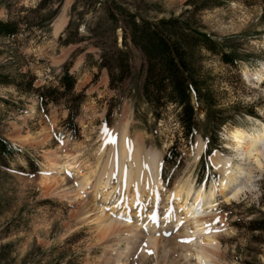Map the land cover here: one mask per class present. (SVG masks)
I'll use <instances>...</instances> for the list:
<instances>
[{
  "label": "rangeland",
  "instance_id": "rangeland-1",
  "mask_svg": "<svg viewBox=\"0 0 264 264\" xmlns=\"http://www.w3.org/2000/svg\"><path fill=\"white\" fill-rule=\"evenodd\" d=\"M38 1L0 0V17L19 19L21 25L13 35H0V80L8 79L0 81V133L19 148L0 157V264H93L101 249L88 247L89 228L69 229L76 205L42 188L46 154L79 144L80 160L94 162L102 129L111 132L124 118L132 138L140 134L146 148H156L162 156L178 152L176 161H161L169 175L159 188L162 199L188 175L196 183H215L221 172L212 156L236 160L232 129L251 130L264 122V0H50L42 6ZM108 9L189 19L240 54L230 64L220 53L200 49L201 72L215 111L208 118L206 105L193 99L197 131L191 140L184 135L178 104L167 102L155 114L141 96L145 59L137 48L130 46V75L119 87L109 84L107 67L98 63L114 44L120 45L121 26ZM58 23L62 27L55 33ZM64 69L76 77L73 89L40 104L37 87H61ZM244 70L249 76L261 70L263 80L248 78ZM29 80L32 88L27 89ZM69 108L75 111L74 123L66 121ZM198 138L204 144L209 140L212 148L203 163L193 156ZM67 181L72 184L70 177ZM217 201L220 263L264 264V228H249V220L264 218V169L252 173L250 189L238 199L227 203L217 196Z\"/></svg>",
  "mask_w": 264,
  "mask_h": 264
},
{
  "label": "bare ground",
  "instance_id": "bare-ground-1",
  "mask_svg": "<svg viewBox=\"0 0 264 264\" xmlns=\"http://www.w3.org/2000/svg\"><path fill=\"white\" fill-rule=\"evenodd\" d=\"M61 27L58 23L54 32ZM244 73L251 76L246 70ZM262 77L259 70L255 78L260 81ZM129 125L124 118L115 125L110 132L115 143L105 142L107 134L102 137L94 162L80 160L79 144L72 150L61 146L60 151L47 153L41 180L44 192L76 205L69 229L89 228L88 247L101 249L93 264H221L214 222L219 219L216 193L227 203L238 199L250 189L252 173L264 169V122L251 130L232 129L230 145L236 160L220 153L212 156L213 166L221 172L215 183L197 187L188 175L175 184L166 200L159 191L162 153L146 148L140 134L132 138ZM203 148L198 138L195 159ZM182 239L191 242L182 243Z\"/></svg>",
  "mask_w": 264,
  "mask_h": 264
},
{
  "label": "trees",
  "instance_id": "trees-1",
  "mask_svg": "<svg viewBox=\"0 0 264 264\" xmlns=\"http://www.w3.org/2000/svg\"><path fill=\"white\" fill-rule=\"evenodd\" d=\"M47 1L50 0H39V6ZM116 13L119 17H116ZM116 13L108 11L111 18L120 21L121 43L114 44L98 63L99 66L107 67L109 84L112 87H119L130 75V46L137 48L145 59L141 96L152 106L155 114H158L159 109L167 102L178 104L180 108L177 115L183 126L184 135L191 140L197 131L193 99L196 98L198 102L206 105L208 118L211 117V112L215 111L214 101L210 99L207 83L201 72L200 49L205 47L209 51L220 53L222 59L230 64L236 63L240 54L235 49L222 46L210 33L180 16L149 18L130 9H116ZM20 27L19 19L0 17V35H13ZM1 78L2 82L8 80L6 77ZM59 80L62 88L53 84L37 87L40 104L57 100L66 91L72 90L76 77L68 69H64ZM26 88H32V80L28 81ZM74 115L75 111L69 108L66 121L74 123ZM224 119L216 122V128H219ZM214 136L215 138L218 136L216 129ZM210 149L208 140L206 154ZM18 151V146L0 133V157L12 156ZM177 153L170 156L166 154L165 159L175 161L173 158ZM249 223L250 229L264 228V218L251 219Z\"/></svg>",
  "mask_w": 264,
  "mask_h": 264
},
{
  "label": "snow or ice",
  "instance_id": "snow-or-ice-1",
  "mask_svg": "<svg viewBox=\"0 0 264 264\" xmlns=\"http://www.w3.org/2000/svg\"><path fill=\"white\" fill-rule=\"evenodd\" d=\"M102 131H103L105 134H107L108 137H109V140L105 141L106 143H108V142L115 143V137H114L110 132H108V129H107L106 127H105L104 129H102ZM68 175L71 176V173H68ZM198 203H199V202H198ZM151 218H152V219H155V214H153V217H151ZM214 222L218 223V218H217V221H214ZM182 223H183V222H181V224H182ZM179 227H180V225H177V228H179ZM206 230H210V229H209V226H206ZM164 235H170V233H164ZM181 242H182V243H190L191 240H190V239H182ZM145 247H146V245H145ZM148 254L151 255V251H150V250L148 251Z\"/></svg>",
  "mask_w": 264,
  "mask_h": 264
}]
</instances>
